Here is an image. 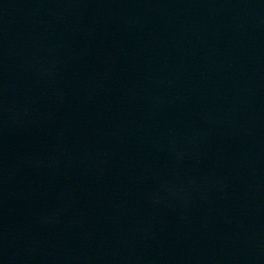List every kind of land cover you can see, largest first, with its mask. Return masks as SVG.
<instances>
[{
  "label": "water",
  "instance_id": "1",
  "mask_svg": "<svg viewBox=\"0 0 264 264\" xmlns=\"http://www.w3.org/2000/svg\"><path fill=\"white\" fill-rule=\"evenodd\" d=\"M0 264H264V0H0Z\"/></svg>",
  "mask_w": 264,
  "mask_h": 264
}]
</instances>
